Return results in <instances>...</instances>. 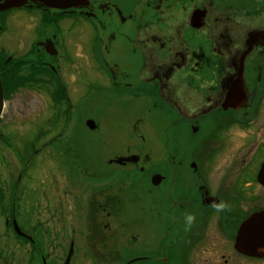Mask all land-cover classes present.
<instances>
[{"label":"flooded vegetation","instance_id":"flooded-vegetation-1","mask_svg":"<svg viewBox=\"0 0 264 264\" xmlns=\"http://www.w3.org/2000/svg\"><path fill=\"white\" fill-rule=\"evenodd\" d=\"M86 1L89 5L78 10L28 1L0 13V123L7 102L28 96L43 102V113L64 121L37 128L31 139L21 132L5 138L0 125V264H64L70 252L67 264L86 262L73 240L56 235L52 174L28 172L38 139L52 150L53 172L55 133L59 138L70 129L71 92L65 82L70 31L79 20L114 17L121 26L133 21L135 28L99 43L128 45L138 70L132 76L130 68L104 62L110 87L103 96L133 102L153 93L173 119L159 160L135 156L133 162L126 161L132 154L117 155L133 146L106 161L114 169L105 182L96 179L98 190L104 184V191H112L120 178L127 187L89 206L110 220L90 224V242L106 233L116 241L127 235V245L114 253L125 264H264L262 222L254 227L257 238L249 228V220L264 212V0H132L127 14L113 0ZM77 36L83 45L85 37L80 31ZM180 127L189 134L194 128L192 160L177 157L173 149L183 145L182 134L172 132ZM137 140L145 142L142 136ZM100 169L95 175L103 174ZM126 203L137 210L130 207L120 224L117 216Z\"/></svg>","mask_w":264,"mask_h":264},{"label":"rangeland","instance_id":"rangeland-1","mask_svg":"<svg viewBox=\"0 0 264 264\" xmlns=\"http://www.w3.org/2000/svg\"><path fill=\"white\" fill-rule=\"evenodd\" d=\"M113 1L124 14L129 12L132 0ZM140 15L136 14L137 20ZM103 19L105 18H99L98 22L79 20L70 31L71 45L68 48L66 59L71 66L65 70L67 72L65 82L69 85L71 92L68 96L71 115L69 123L67 122L70 129L65 134L59 135V138L57 137L59 133H55L56 141L54 147L51 146L54 148L53 172L49 166L51 160L49 150L51 149L42 148V145H45L42 144L45 139H38L36 147L38 152L33 157L32 167L28 173L35 176L40 173L44 176L52 174L55 185L53 195L56 235L60 240L65 238L76 243L77 253L85 255L84 264H125L127 260H122L123 256L117 257L114 253L127 245V235L120 234L117 237L119 240L116 241L109 233H106V235L103 234V238L100 236L101 241L90 242L92 238L88 230L90 224L106 223L110 220L104 213H92L88 210L89 206L96 203L102 204L109 197L108 195H112V192L125 191L127 182L122 178L120 181L118 179L116 182L118 185L109 192L104 191L107 185L102 184L100 186L102 189L99 188L102 191L100 196L99 182L96 179L103 177L101 181H106L105 178L114 169L107 166L106 161L111 159L114 153L126 147L136 146L133 149H123L117 152L119 153L117 155L129 153L137 157H148L151 162L163 157L161 142L166 135L164 131L167 130L173 116L166 107L157 105L153 93L148 100H134L133 102L114 101V96L109 93L106 97L103 96V91L110 87L106 79L107 71L103 66L104 62L111 67L113 64H118L126 70L130 68L132 76L137 74L138 70L137 58L132 54L128 45H119L109 40L106 44L99 43V40L108 39L111 35L117 36L121 30L135 28V23L131 21L121 26L115 17ZM79 31L85 37L82 41L83 45L79 42L80 37L77 36ZM24 94L27 93L24 92ZM62 106L64 107L63 104ZM62 106L55 107V109H61ZM42 109L43 102L32 96L7 102L0 123L1 127H5L4 137H14V134L19 136L21 132L26 135V139H31L37 128L46 129L54 122L55 126L58 123L59 125L64 124L62 119L57 121L53 119L50 112H47L48 110L43 113ZM87 120L93 121L96 131L86 129L85 121ZM172 132H174L173 135L182 134V147L173 148L176 156L184 160L194 159V137L191 139L189 133L181 127ZM171 134L167 132V136ZM139 136H142L145 142L140 143L137 140ZM64 148L67 149L65 155L62 154ZM96 153L99 155L97 156ZM5 156L7 157V154ZM99 164L101 169L98 167ZM97 169H100L97 173L103 171L101 176L95 175ZM65 179L69 180V183ZM132 196L135 197V195ZM132 196H130L131 199ZM137 196L140 201L142 193L139 190ZM121 205L124 207L122 203ZM130 207L132 204L126 203L125 209L119 211V215H116L118 223L121 224L128 220L127 212L132 208L135 207V211L137 210L136 204ZM124 229H127V226H124ZM84 247L87 251H83ZM85 253L91 254L93 258ZM126 254L124 253V257Z\"/></svg>","mask_w":264,"mask_h":264},{"label":"water","instance_id":"water-1","mask_svg":"<svg viewBox=\"0 0 264 264\" xmlns=\"http://www.w3.org/2000/svg\"><path fill=\"white\" fill-rule=\"evenodd\" d=\"M42 2L45 6L49 7V8H54V9H59V10H66V9H75L78 10L80 8L86 7L89 5V2L86 0H6L4 3L0 4V13H4L7 12L9 10H13V9H18L21 8L22 6H24L27 2ZM225 108V107H223ZM2 109H3V96H2V88H1V84H0V115L2 113ZM194 119V118H191ZM85 126L89 129V130H94L95 129V124L88 120L85 123ZM192 134H194V128H192ZM137 157H131L129 159H126V161H133L136 162ZM159 181V177L158 176H154L152 178V182L155 184ZM250 225L253 227H249L251 228V232L253 233V236L255 238H257V233L255 234V224L256 223H260L262 222V226H263V238H264V212H262L261 214L255 215L253 216L250 220ZM245 229V228H244ZM241 229L239 231V235L242 233ZM16 233L20 235L19 230L16 228L15 229ZM71 257V252L68 255L67 260L65 261L64 264H67L69 259Z\"/></svg>","mask_w":264,"mask_h":264}]
</instances>
